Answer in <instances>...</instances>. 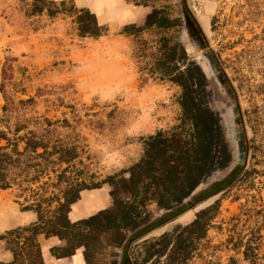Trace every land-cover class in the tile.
<instances>
[{"label":"rangeland","instance_id":"1","mask_svg":"<svg viewBox=\"0 0 264 264\" xmlns=\"http://www.w3.org/2000/svg\"><path fill=\"white\" fill-rule=\"evenodd\" d=\"M30 1L0 0V130L13 137L9 127L14 123L40 130L47 118L50 142L77 147L74 167L80 178L95 183L108 175L128 176L144 140L179 122L181 87L153 69L160 37L173 35L171 43L182 44L187 54L176 66L184 69L194 61L204 73L201 101L214 112L229 152L227 165L213 169L201 185L235 176L215 194L131 241L128 253L141 263L147 241L190 223L199 209L218 200V212L186 264H248L242 248L234 245L256 222H264V0H145L147 6L64 0L54 15L28 14ZM153 5L164 7L170 17L187 9L200 27L199 36L193 31L199 44L192 45L184 26L120 33L126 24L142 25ZM72 8L93 12L104 34L80 36ZM128 19L136 21L125 23ZM54 176L49 172L41 180L54 182ZM39 184L0 190V210L13 202L21 211L32 210L24 208L36 192H57L51 185L39 190ZM111 188L102 182L83 190H101L110 207ZM149 209L151 216L159 212L154 204ZM259 231L264 254V225ZM113 251L119 248L105 250L97 264L116 260Z\"/></svg>","mask_w":264,"mask_h":264},{"label":"trees","instance_id":"2","mask_svg":"<svg viewBox=\"0 0 264 264\" xmlns=\"http://www.w3.org/2000/svg\"><path fill=\"white\" fill-rule=\"evenodd\" d=\"M126 1L149 5L145 0ZM65 3L64 0L58 3L31 0L27 13L46 11L54 15ZM71 11L80 36L97 38L106 31L89 9L72 8ZM183 26H192L194 33L200 35V27L184 7L182 16L170 17L164 7L153 5L142 25L126 24L120 33L135 36L149 28L166 31ZM172 37H160L161 52L154 60L153 69H158L162 78L167 77L181 87L179 122L168 130H156L144 140L141 156L127 169L128 176L108 175L95 183L80 178V171L74 167L79 156L77 147L60 140L50 142L48 127L52 123L47 118L38 122L43 124L40 130L14 123L12 129L9 127L13 137L0 130V141H5L0 144V190L12 185L28 187L37 182H40L39 190L44 185L57 188V192L50 195L36 192L33 202L25 206L24 209L36 212V221L0 234V240L13 255L12 260L0 261V264H44L38 240L40 234L46 237L55 235L65 240L64 246L51 248L55 256L70 255L82 246L86 264H97L98 256L105 250L119 248L118 252H110L116 260L108 264H135L136 256L131 260L128 253L131 241L215 194L232 180L235 175L201 185L213 169L227 165L229 152L222 143L214 112L201 101L204 73L194 61L188 62L184 69L176 66L177 60H186L187 54L182 44L171 43ZM2 110L5 112L7 106L3 105ZM20 131L23 133L19 134ZM18 142L23 143L22 149H18ZM241 168L239 166L238 171ZM49 172L54 173L55 181H42L41 178ZM102 182L112 186L109 192L112 205L71 221L68 212L71 204L80 198V191L100 187ZM150 204L159 211L153 216ZM218 205L216 200L199 209L190 223L147 241L139 264H186L198 242L205 237L218 212ZM262 225L263 221L256 222L247 230L245 238L240 236L234 245L242 248V258L248 264H264L259 233ZM164 255L165 259L161 260ZM230 262L233 263L234 259Z\"/></svg>","mask_w":264,"mask_h":264},{"label":"crops","instance_id":"3","mask_svg":"<svg viewBox=\"0 0 264 264\" xmlns=\"http://www.w3.org/2000/svg\"><path fill=\"white\" fill-rule=\"evenodd\" d=\"M136 21L128 19L125 21ZM101 190H82L80 198L71 204L68 218L75 221L81 218L88 217L97 211L109 206V199L100 196ZM13 202L11 205L4 206L0 210V234L7 230L13 229L18 226L30 224L37 220V215L32 210H20ZM74 214V216H73ZM40 243V250L44 264H86L84 259V247H78L74 253L64 256H55L51 253V248L64 246L65 240L60 239L58 236L46 237L43 234L38 235ZM13 255L10 250L6 249L4 243L0 240V261L8 262L12 260Z\"/></svg>","mask_w":264,"mask_h":264},{"label":"flooded vegetation","instance_id":"4","mask_svg":"<svg viewBox=\"0 0 264 264\" xmlns=\"http://www.w3.org/2000/svg\"><path fill=\"white\" fill-rule=\"evenodd\" d=\"M186 34L188 38L190 39L193 46H197L199 44V39H197V37H195V35L193 34L192 26L189 28H186Z\"/></svg>","mask_w":264,"mask_h":264}]
</instances>
